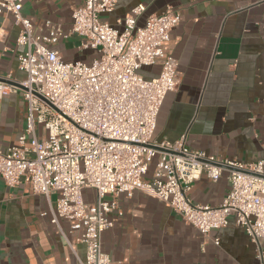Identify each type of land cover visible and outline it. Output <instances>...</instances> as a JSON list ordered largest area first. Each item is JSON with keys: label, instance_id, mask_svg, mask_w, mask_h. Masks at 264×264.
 <instances>
[{"label": "built area", "instance_id": "1", "mask_svg": "<svg viewBox=\"0 0 264 264\" xmlns=\"http://www.w3.org/2000/svg\"><path fill=\"white\" fill-rule=\"evenodd\" d=\"M116 4L84 0L72 12L69 34L81 39V50L96 52L84 64L63 62L48 47L68 36L59 27L46 22L48 33L40 35L23 16L21 0H0V13L20 28L18 68L26 75L20 87L28 110L17 146L0 150V178L8 187L24 181L34 194L56 195L52 222L64 220L80 232L84 264H110L101 235L113 225L109 216L118 210L117 197L134 191L166 204L203 237L225 228L232 218L264 264V160H218L188 149L184 137L174 143L152 141L159 109L179 85L177 63L163 51L179 16L169 8L137 27L144 12L137 5L118 20L120 32L100 18ZM154 65L160 66L154 78L139 73ZM16 89L0 82V96ZM154 157L152 179L144 182ZM223 172L229 191L219 206L191 202L188 192L203 174L216 182ZM84 189L93 190L92 203L84 201Z\"/></svg>", "mask_w": 264, "mask_h": 264}, {"label": "crops", "instance_id": "2", "mask_svg": "<svg viewBox=\"0 0 264 264\" xmlns=\"http://www.w3.org/2000/svg\"><path fill=\"white\" fill-rule=\"evenodd\" d=\"M21 1L36 33L47 35L50 22L68 35L48 45L62 60L95 58L94 50H81V39L69 34L72 12L84 0ZM137 5L144 6L137 27L169 8L179 16L163 45L164 55L177 63L179 85L159 109L152 141L174 143L184 137L188 149L218 160H264V0H117L115 10L100 18L121 32L118 20ZM19 29L10 15L0 13V82L17 86L0 96L1 151L17 146L28 113L20 87L26 75L18 68ZM159 71L154 65L139 73L152 79ZM37 132L42 134L40 126ZM152 175L148 169L143 181L150 182ZM228 191L226 172L216 182L203 174L188 197L217 207ZM82 194L86 203L95 199L93 190ZM55 200L56 195L34 194L24 181L8 187L0 178V264L85 263L80 232L64 220L52 222ZM116 201L118 210L109 216L113 225L101 235L110 264H261L256 246L232 218L203 237L169 206L139 191L120 194Z\"/></svg>", "mask_w": 264, "mask_h": 264}, {"label": "rangeland", "instance_id": "3", "mask_svg": "<svg viewBox=\"0 0 264 264\" xmlns=\"http://www.w3.org/2000/svg\"><path fill=\"white\" fill-rule=\"evenodd\" d=\"M78 61H80V62H82L84 64H89L91 62L90 59L87 60L86 58H83V57H81L80 60H75V61H70V62H67V61L63 60V62H66V63H73V62H78ZM155 162H156V158L154 157V158L151 159V163H150V166H149V172L154 168Z\"/></svg>", "mask_w": 264, "mask_h": 264}]
</instances>
